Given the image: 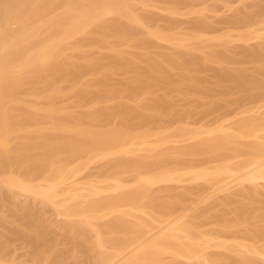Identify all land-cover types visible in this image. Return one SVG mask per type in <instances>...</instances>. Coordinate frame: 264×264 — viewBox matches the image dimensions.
I'll list each match as a JSON object with an SVG mask.
<instances>
[{"label":"bare ground","instance_id":"6f19581e","mask_svg":"<svg viewBox=\"0 0 264 264\" xmlns=\"http://www.w3.org/2000/svg\"><path fill=\"white\" fill-rule=\"evenodd\" d=\"M245 1L215 21L202 0H0V264H264V0Z\"/></svg>","mask_w":264,"mask_h":264},{"label":"rangeland","instance_id":"374dc122","mask_svg":"<svg viewBox=\"0 0 264 264\" xmlns=\"http://www.w3.org/2000/svg\"><path fill=\"white\" fill-rule=\"evenodd\" d=\"M241 1H242V0H234V3L236 4V5L233 4L234 7H235V6L237 7V6H239L240 4L242 5V4L244 3L245 0H244L242 3H241ZM202 2H205V4L208 3L209 5H210V4H215L214 7H216L217 10H216V11L213 10V11H211V13L209 12V14H211V18H212V19L214 18L215 21H216V20L219 21L220 18H221L222 20H225V18L227 19V17H228L227 20H229V19H230V18H229L230 13H231V14L233 13V11H231L230 9H229L230 11L227 10L228 8L226 7V8H227V9H226V8H225V5L223 6V4H224L223 0H202ZM232 2H233V1H232ZM245 2H246V1H245ZM211 6H213V5H211ZM154 10H157V9H154ZM156 12H157V11H156ZM212 12H213V13H212ZM166 14H167V13H166ZM168 14L170 15V13H168ZM189 15H190V14H189ZM212 15H213V16H212ZM173 16H174V15H173ZM175 16H177V15H175ZM181 16H182V15H181ZM181 16L178 15V17H181ZM184 16H186V15H183L182 18H184V19H185L184 21H187V22L190 21V19L193 20V18L195 17L194 14H192V16H194L193 18H192L191 16H187V17H184ZM223 16H224V17H223ZM215 17H216V18H215ZM217 17H218V18H217ZM180 20H181V18H180ZM182 20H183V19H182ZM182 20H181V21H182ZM190 22H191V21H190ZM220 22H221V21H220ZM220 22H217V23H216V27H215V25H214L215 30L213 29V33L221 32V33L227 34V31H228L229 33L233 34V36H234V35L237 36L236 33H238V31L241 30L240 28H239V30H237L238 28L234 27V26H233L232 24H230V22H228V21H225V22H226V23H229L230 25H227V24L224 23V22H221V24H222V25H221ZM183 23H184V22H183ZM189 24H190L189 27L191 28V23H189ZM223 24H224V25H223ZM182 25H183V24H181V26H182ZM184 25H186V23H184ZM184 25H183V27H184ZM186 26H188V24H187ZM186 26H185V27H186ZM226 26H227V27H226ZM219 27H220V28H219ZM230 27H231V28H230ZM232 27H233L234 29H233ZM258 27H259V26H258ZM260 27L262 28V26H260ZM260 27H259V28H260ZM190 28L187 27V30L190 29ZM224 28H225V29H224ZM228 28H229L230 30H228ZM235 28H236V29H235ZM180 29H181V30H185V28H184V29H183V28H180ZM219 30H220V31H219ZM235 30H236V31H235ZM242 30H244V29L242 28ZM225 31H226V32H225ZM230 31H231V32H230ZM232 32H233V33H232ZM240 32H241V31H240ZM229 33H228V34H229ZM217 34H218V33H217ZM234 39H235V38H234ZM234 39H233V40H234ZM235 40H236V39H235ZM156 41H159V40H156ZM165 42H166V41H165ZM165 42L163 41V43H162V41H161V43H162V44H161V45H162L161 47H165V46H163V45H165V44L167 45L168 42H166V43H165ZM233 42H234V41H233ZM233 42H231V43H233ZM255 42H256V41H255L254 39H248L247 42L244 41V40L242 41V40L239 39V40L235 41L233 44L230 43V45H233V46H232V50H231L230 55L233 56L234 58L236 57L235 60L241 59V58L247 53V48H248V47L251 48V46H253L254 44H257V43H255ZM156 43H157V42H156ZM169 45H170V44H169ZM250 45H251V46H250ZM156 46H157V45H156ZM159 46H160V44H159ZM172 47H173V46L171 45V48H172ZM233 47H234V48H233ZM156 48H160V47H156ZM156 48L153 49V50L156 51ZM168 48H169V47H168ZM168 48L165 49V50H168ZM160 49H161V48H160ZM162 49H164V48H162ZM157 50H159V49H157ZM233 50H234V53H233ZM169 51H171V49L168 50V52H169ZM170 53H171V52H170ZM242 59H245V56H244V58H242ZM239 63H240V62H238L237 64L240 65V66L245 64V63L243 64V62H241V64H239ZM237 64H234V63H233L234 66H236ZM211 75H212V74H211ZM210 77H211V76H210ZM176 93H177V92L174 93V94H175V97L177 96L176 98H177V99H178V98L180 99L181 95H178V94H176ZM174 94H173V95H174ZM197 94H199V93H197ZM178 96H179V97H178ZM188 96H189V95H188ZM193 96H195V97H193ZM196 96H197V95H192V98L197 99ZM199 96H202V95L200 94ZM199 96H198V97H199ZM173 97H174V96H173ZM175 97H174V98H175ZM176 98H175V100H177ZM181 98H182V97H181ZM183 98H184V96H183ZM185 98H186V97H185ZM192 98L188 97V99L186 98V99H184V100H190V102L193 103V101H191ZM195 99H194V101H195ZM199 99H201V97H199ZM202 99L204 100V98H202ZM205 99H206V98H205ZM206 100L209 101L210 99L207 98ZM178 101H179V100H178ZM207 101H205V102L208 103V104L203 103V102L201 101L203 104H206V105H205V106H202V103H201V105H200L201 107L199 106V108H202V110H203L204 108H205V109L208 108V107L211 105V102H210V101H212V100L209 101L210 103L207 102ZM66 102H67V101H66ZM66 102H64V103H66ZM68 102H69V103H72L73 101H72V102H71V101H68ZM68 102H67V103H68ZM182 102H184V101L182 100ZM182 102H180V104H179V102H177L179 105L175 103V104H176V107H175V108H178V106H180V105H181V106L184 105ZM187 102L189 103V105L191 104L189 101H187ZM187 102H186L185 104H188ZM194 103H195V102H194ZM72 104H74V103H72ZM209 104H210V105H209ZM181 106H180V107H181ZM187 106H188V105H187ZM207 106H208V107H207ZM185 107H186V106H185ZM199 108H198V110L200 111L201 109H199ZM230 108H231V109H230ZM236 108H237V105H236V104H234L232 107H229L230 111H231V110L234 111V109L237 110L238 108H237V109H236ZM179 109H183V108H178V110H179ZM225 110H226V111H225ZM180 111H181V110H180ZM227 111H228L227 109H220L219 112H216V113L212 114L211 116L204 118V120H206L207 118H208V119H211V118H213L214 116H219L220 114L225 113V112H227ZM202 114H203V113L201 112L200 115H202ZM200 115H199V116H200ZM208 119H207V120H208ZM95 164H96V163H95ZM92 166H94V164H92ZM95 169H96V168H95ZM95 169H94V170H95ZM89 170H90V169H89ZM89 170H88V171H89ZM91 170H93V167L91 168ZM91 170H90V171H91ZM82 175H83V174H82ZM83 176H84V175H83ZM84 179H85V178H84ZM82 180H83V179H82ZM235 189H236V188L229 189V190H232V192H233V191H236ZM228 192H229V191H228ZM163 193L168 194L167 192H163ZM20 197H21V196H20ZM20 197H19L18 199H20ZM22 198H23V196H22ZM22 198H21V199H22ZM24 198H25V197H24ZM211 199L213 200V198H211ZM211 199H210V200H211ZM22 200H24V199H22ZM19 201H21V200H19ZM201 205H202V203H201ZM52 215H53V214H52ZM55 217H56V215H55ZM57 218H59V217L57 216L56 219H57ZM54 219H55V218H54ZM56 219H55V220H56ZM59 219H60V218H59ZM59 219H58V220H59ZM58 220H57V221H58ZM212 224H213V223H212ZM209 226L211 227V225H209ZM209 226H208V227H209ZM212 227H213V225H212ZM212 227H211V228H212ZM206 228H207V226H206ZM211 228H210V229H211ZM208 229H209V228H208ZM63 230H64V229H63ZM58 232H60V230H59ZM64 232H65V231H64ZM64 232H63V233H64ZM0 233H2V232H0ZM60 233H61V232H60ZM61 234H62V233H61ZM62 235H63V234H62ZM3 239H4V238H3ZM20 241H22V240H18V241H16V248H17L18 253L21 254V256H22V255L24 256L23 253H25V252L27 253V255H28V254L30 255V253H29L27 250L31 251V250H33V249H32L30 246L27 247V245H24V246H23V244H24L23 241H22V243H21ZM18 244H19V245H18ZM63 244H64V241H63ZM63 244H60V246H59V245H58V246H59V247H62V246H63V248H65V246L67 245V244H66V240H65V244H64V245H63ZM17 245H18V247H17ZM21 245H22V246H21ZM68 246H69V245H68ZM68 246H66L67 249L69 248ZM23 247H24V248H23ZM25 247H27V248H25ZM29 247H30L31 250L28 249ZM25 249H26V250H25ZM59 249L61 250V248H59ZM213 249H214V248H213ZM62 250H63V249H62ZM215 250H217V249L215 248ZM63 251H64V250H63ZM65 251H66V250H65ZM27 255L25 254L24 258H26ZM29 255H28V256H29ZM70 258H72V257H70ZM72 259H73V258H72ZM68 261L71 262V259H69Z\"/></svg>","mask_w":264,"mask_h":264}]
</instances>
